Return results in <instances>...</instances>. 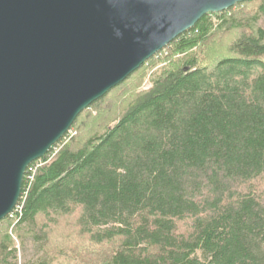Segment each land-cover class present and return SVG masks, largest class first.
I'll list each match as a JSON object with an SVG mask.
<instances>
[{
    "label": "trees",
    "instance_id": "16d2710c",
    "mask_svg": "<svg viewBox=\"0 0 264 264\" xmlns=\"http://www.w3.org/2000/svg\"><path fill=\"white\" fill-rule=\"evenodd\" d=\"M70 129L14 229L44 264H264V0L205 14Z\"/></svg>",
    "mask_w": 264,
    "mask_h": 264
},
{
    "label": "water",
    "instance_id": "95a60500",
    "mask_svg": "<svg viewBox=\"0 0 264 264\" xmlns=\"http://www.w3.org/2000/svg\"><path fill=\"white\" fill-rule=\"evenodd\" d=\"M247 0H0V220L78 114L209 13Z\"/></svg>",
    "mask_w": 264,
    "mask_h": 264
},
{
    "label": "rangeland",
    "instance_id": "374dc122",
    "mask_svg": "<svg viewBox=\"0 0 264 264\" xmlns=\"http://www.w3.org/2000/svg\"><path fill=\"white\" fill-rule=\"evenodd\" d=\"M150 86L151 83L149 81V78L147 77L140 89L145 90L148 89ZM62 142L66 143L64 140H62ZM57 149L58 147L54 149V153L57 151ZM9 220L12 223L8 230V233L12 240V245L8 249L10 253L9 261L13 264H44L43 261L45 257L39 248L38 241L30 237H25L24 239H21L20 236L16 235V233L14 232L16 225L19 223L15 222L13 218H9ZM195 256L201 258V254L199 252H196Z\"/></svg>",
    "mask_w": 264,
    "mask_h": 264
},
{
    "label": "built area",
    "instance_id": "2783aa9c",
    "mask_svg": "<svg viewBox=\"0 0 264 264\" xmlns=\"http://www.w3.org/2000/svg\"><path fill=\"white\" fill-rule=\"evenodd\" d=\"M73 135H75V131L69 129L66 134L62 137V139L67 142ZM43 162L41 159L35 160L31 162L25 169L23 181H25L24 190H21L20 197L14 206L12 212H10L6 217L13 218L15 222H19L21 215H22V209H23V203L24 199L26 197L27 191L31 185V183L34 181L35 178V172L38 166H40Z\"/></svg>",
    "mask_w": 264,
    "mask_h": 264
}]
</instances>
